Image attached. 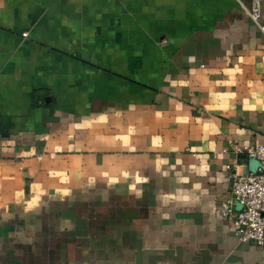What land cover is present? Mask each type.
<instances>
[{
    "label": "crops",
    "instance_id": "crops-1",
    "mask_svg": "<svg viewBox=\"0 0 264 264\" xmlns=\"http://www.w3.org/2000/svg\"><path fill=\"white\" fill-rule=\"evenodd\" d=\"M252 4L0 0V264H264L222 215L264 142Z\"/></svg>",
    "mask_w": 264,
    "mask_h": 264
},
{
    "label": "built area",
    "instance_id": "built-area-1",
    "mask_svg": "<svg viewBox=\"0 0 264 264\" xmlns=\"http://www.w3.org/2000/svg\"><path fill=\"white\" fill-rule=\"evenodd\" d=\"M251 16L264 33L261 23V1L253 0ZM23 35L26 36V33ZM238 152L246 159L255 157L260 162L256 172L241 173L237 164L226 166L231 182V194L223 202L222 215L234 225L236 238L241 242L264 245V142L245 145ZM241 205L240 208H237Z\"/></svg>",
    "mask_w": 264,
    "mask_h": 264
},
{
    "label": "water",
    "instance_id": "water-1",
    "mask_svg": "<svg viewBox=\"0 0 264 264\" xmlns=\"http://www.w3.org/2000/svg\"><path fill=\"white\" fill-rule=\"evenodd\" d=\"M259 167H260V162L255 157H251V159H250L251 171L256 172ZM240 207H241V205H238V208H240Z\"/></svg>",
    "mask_w": 264,
    "mask_h": 264
}]
</instances>
